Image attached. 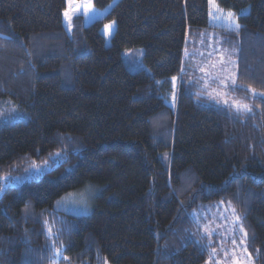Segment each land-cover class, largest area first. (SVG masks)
<instances>
[{
  "label": "trees",
  "instance_id": "obj_1",
  "mask_svg": "<svg viewBox=\"0 0 264 264\" xmlns=\"http://www.w3.org/2000/svg\"><path fill=\"white\" fill-rule=\"evenodd\" d=\"M90 2L0 0V103L20 111L0 123V182L49 169L0 187V264H208L188 213L220 203L264 264V0ZM212 35L236 62L223 91L251 111L190 83L189 43ZM87 187L89 215L56 210Z\"/></svg>",
  "mask_w": 264,
  "mask_h": 264
},
{
  "label": "rangeland",
  "instance_id": "obj_2",
  "mask_svg": "<svg viewBox=\"0 0 264 264\" xmlns=\"http://www.w3.org/2000/svg\"><path fill=\"white\" fill-rule=\"evenodd\" d=\"M197 40V42L189 43V48L186 50V57L190 60L193 73L190 76V83L197 82L206 90L207 96L221 104L237 108L233 100L223 91V87L234 85L233 80L236 82L234 55L225 50L223 39L216 35H212L208 39ZM143 54L141 49L122 52L124 64L130 72L147 70L143 61ZM173 85L174 91L170 104L174 106L177 98L176 81ZM19 114L20 111L12 100L6 99L0 103V123L17 121ZM43 166L44 164L33 163L30 165L29 171L24 174L11 179L8 177L1 179L0 187L5 189L9 185L22 184L28 178L40 173L42 169H48V166ZM94 192L93 187H87L81 191L68 194L56 202L55 208L73 216L89 215ZM188 216L203 248L208 253V264H236L237 261L239 264H252L246 246L247 235L246 237L244 235L242 220L237 221L235 219L239 216L231 203L209 205L203 209L197 208V211L189 212ZM241 227L243 232L240 230ZM241 241L244 242L241 243ZM55 254L56 257L52 264H62L60 252L56 250Z\"/></svg>",
  "mask_w": 264,
  "mask_h": 264
},
{
  "label": "snow or ice",
  "instance_id": "obj_3",
  "mask_svg": "<svg viewBox=\"0 0 264 264\" xmlns=\"http://www.w3.org/2000/svg\"><path fill=\"white\" fill-rule=\"evenodd\" d=\"M213 3H214V0H210V7L213 5ZM70 7H72L71 4H70ZM76 7H83V6H81V5H77ZM86 8H87L88 10H90V9L92 8V5H91L90 0H89V3L87 4ZM213 15H214V13H213ZM65 17H66L69 21H71V19H72V16L69 14V12H65ZM227 20H228L229 24H234L237 28L239 27V25L236 24L235 20L233 19V15H232L231 13L228 14ZM111 28H112V25H107L105 30H106V31H110ZM232 83L235 84V81L233 80ZM225 102L227 103V101H225ZM237 109H238V110L251 111V109L248 108L246 105H244V106H239V105H237ZM235 219L238 221L240 218H239V217H236ZM240 230H241L242 232L244 231L242 227H241ZM48 231L50 232L51 229H49ZM244 235H245V237H246L247 233L245 232ZM243 242H244V241H241V243H243ZM233 243H235V240H233ZM245 251H246V249H245ZM57 254H59V253H57ZM236 264H239V262L237 261Z\"/></svg>",
  "mask_w": 264,
  "mask_h": 264
}]
</instances>
